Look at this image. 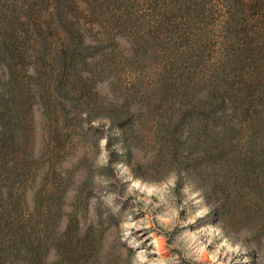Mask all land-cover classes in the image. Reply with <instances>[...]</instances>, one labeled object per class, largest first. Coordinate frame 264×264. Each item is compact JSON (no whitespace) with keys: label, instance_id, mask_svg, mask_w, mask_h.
<instances>
[{"label":"rangeland","instance_id":"obj_1","mask_svg":"<svg viewBox=\"0 0 264 264\" xmlns=\"http://www.w3.org/2000/svg\"><path fill=\"white\" fill-rule=\"evenodd\" d=\"M0 264H264V0H0Z\"/></svg>","mask_w":264,"mask_h":264},{"label":"trees","instance_id":"obj_2","mask_svg":"<svg viewBox=\"0 0 264 264\" xmlns=\"http://www.w3.org/2000/svg\"><path fill=\"white\" fill-rule=\"evenodd\" d=\"M61 104H62V106H63L64 108L66 107L64 103H61Z\"/></svg>","mask_w":264,"mask_h":264}]
</instances>
